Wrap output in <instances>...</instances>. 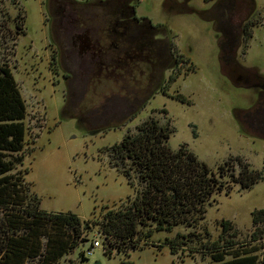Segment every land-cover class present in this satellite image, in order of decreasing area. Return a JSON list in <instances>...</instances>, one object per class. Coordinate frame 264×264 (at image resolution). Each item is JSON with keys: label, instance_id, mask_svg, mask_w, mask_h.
Listing matches in <instances>:
<instances>
[{"label": "rangeland", "instance_id": "374dc122", "mask_svg": "<svg viewBox=\"0 0 264 264\" xmlns=\"http://www.w3.org/2000/svg\"><path fill=\"white\" fill-rule=\"evenodd\" d=\"M160 8L155 0H142L138 14L165 24L166 36L191 63L184 62L173 72L167 93L158 91L142 105V96L131 99L132 87L129 96L119 98L122 95L116 94L104 104L101 98L111 95L105 88L111 83L105 70L100 71L103 77L99 83L92 81L97 73L96 59L89 49L79 50L76 35L84 26H79L72 8L65 6L54 12L53 40L45 0H0V66L8 65L13 70L28 112L26 149L18 169L24 171L40 207L71 211L90 220L134 197L136 177L126 176L114 166V156L105 148L120 142L127 133H135L137 126L150 118L170 127L168 144L173 149L186 144L213 172L226 163L239 172L240 159L261 172L262 178L249 188H241L224 176L231 187L211 197L205 205L204 219L196 226L154 232L148 246L130 251L129 256L113 248L108 253L109 248L101 246L82 262L78 253L85 246L67 255L64 263L128 264L130 260L132 264H209L210 256L201 243L209 235L216 238L224 220L231 225L224 236L240 244L264 227V213L254 214L264 210V133L259 137L244 132L234 113V108L250 107L256 94L252 88L235 85L222 73L218 46L207 22L196 14L169 16ZM101 40L103 44L107 41ZM239 54L242 63L257 64L264 70V32H257L246 54ZM131 74L137 77L138 70L133 68ZM169 74L165 72L166 79ZM115 105L118 110L114 114L110 108ZM107 110L108 116L97 115ZM255 122L259 124L257 119ZM177 232L186 236L178 239L185 242L177 246L180 250L159 247ZM98 234V227H94L91 235Z\"/></svg>", "mask_w": 264, "mask_h": 264}, {"label": "trees", "instance_id": "16d2710c", "mask_svg": "<svg viewBox=\"0 0 264 264\" xmlns=\"http://www.w3.org/2000/svg\"><path fill=\"white\" fill-rule=\"evenodd\" d=\"M27 113L13 70L1 65L0 264H75L72 260L64 263L65 257L93 245L94 227H98L101 246L108 247V253L113 248L129 256L130 251L148 246L147 240L154 232L196 226L204 219L207 202L215 193L231 187L230 181L249 188L262 178L261 172L240 159L239 172L229 163L213 172L186 144L173 149L168 144L170 127L150 118L138 125L135 133H127L120 142L105 148L112 152L114 166L126 176L136 177L134 197L90 220L71 211H47L40 207L24 171L18 169L26 149ZM226 175L229 184L223 180ZM262 213L264 210L254 212L258 216ZM230 228L224 220L218 236L212 239L209 235L201 243L210 256L209 264H264V227L241 244L224 236ZM229 235L233 237L235 232ZM184 237L177 232L159 247L168 245L172 251L180 250L177 246L185 242L178 239ZM86 249L78 253L82 262L88 260ZM128 264L132 262L128 260Z\"/></svg>", "mask_w": 264, "mask_h": 264}, {"label": "flooded vegetation", "instance_id": "af4514ba", "mask_svg": "<svg viewBox=\"0 0 264 264\" xmlns=\"http://www.w3.org/2000/svg\"><path fill=\"white\" fill-rule=\"evenodd\" d=\"M45 1L53 40L56 34L54 30L56 10L62 11L65 6L71 7L75 16L77 15L79 26H84L83 31L77 33L76 39L80 41L79 50L89 49L96 59L97 73L92 81L95 85L99 83L103 77L99 75L100 71L105 70L106 80H110L111 83L105 87L111 95H103L101 98L104 104L116 94L122 95L119 98L129 96L128 90L131 87L134 90L131 99L137 100V96H142L141 105L158 91L167 93L165 89L167 82L173 80V72L178 70L184 62H190V59L185 57L166 36L165 24L154 23L150 17L138 14V7L142 0ZM155 1L159 3L161 13L169 16L196 14L208 23L218 46L222 73L235 85L252 88L256 94L250 107L234 108L239 126L244 132L261 137V133H264V70L257 64L242 63L239 52L246 54L255 34L264 32V0L261 3L258 0ZM76 8L80 10L77 11ZM81 8H90V11L87 12ZM100 25L103 27L98 30ZM92 27L95 29L93 32L90 31ZM101 38H106L107 41L103 44ZM58 49L60 53V48ZM133 68L138 70L137 77L131 74ZM166 71L170 73L168 79L164 76ZM125 73L131 75L130 79L128 75H124ZM122 80L128 83L121 84ZM147 89L149 91L146 95ZM137 103L140 102L137 101L136 105ZM116 107L115 105L110 108L114 114L118 110ZM99 114L108 116V110L97 113ZM247 117L249 119L255 117L259 124L255 120H248Z\"/></svg>", "mask_w": 264, "mask_h": 264}, {"label": "built area", "instance_id": "2783aa9c", "mask_svg": "<svg viewBox=\"0 0 264 264\" xmlns=\"http://www.w3.org/2000/svg\"><path fill=\"white\" fill-rule=\"evenodd\" d=\"M101 245H102V239L100 234H98L96 238H94L93 240V245L86 251V254H92L94 249L97 247H101Z\"/></svg>", "mask_w": 264, "mask_h": 264}, {"label": "water", "instance_id": "95a60500", "mask_svg": "<svg viewBox=\"0 0 264 264\" xmlns=\"http://www.w3.org/2000/svg\"><path fill=\"white\" fill-rule=\"evenodd\" d=\"M96 264H100L99 262H97Z\"/></svg>", "mask_w": 264, "mask_h": 264}]
</instances>
